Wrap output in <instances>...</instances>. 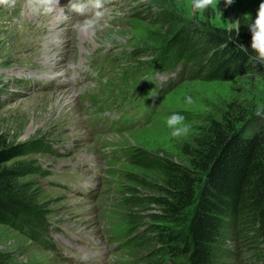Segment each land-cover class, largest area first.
Instances as JSON below:
<instances>
[{
    "label": "rangeland",
    "instance_id": "1",
    "mask_svg": "<svg viewBox=\"0 0 264 264\" xmlns=\"http://www.w3.org/2000/svg\"><path fill=\"white\" fill-rule=\"evenodd\" d=\"M104 2H109L111 14L92 27L100 37L95 41L80 36L75 27L85 17L75 13L70 16L66 8L62 15L56 10L39 17L40 14L27 11V0H15L14 7L0 3V134L11 146L26 150L10 167L25 174L19 181V192L35 204L38 214L47 213L53 219L50 235L57 248L51 253L48 245L40 246L26 238L16 223H0V254L8 264H153L156 260L146 256L150 249L147 238L131 237L145 228L142 223L128 220L129 207H135L136 201L125 200L128 189L122 184H134L140 192L136 196L143 198L146 194L137 180L146 174L160 179V173L144 168L139 161V164H117L121 171H129L130 178L122 181L123 176H117L113 178L116 182L105 180L106 172L115 175L108 172L114 171L111 164L114 151L120 153L122 147L133 145L140 156L179 159L181 146L227 104L235 102L246 111L257 114V109H261V114L264 113L263 75L231 82L196 78L177 86L174 77H185L184 74L166 73L151 64L135 65L139 59L131 55L135 47L166 51L172 41L167 26L142 21L131 27L133 20L131 24L128 22L134 7L150 2L153 10L163 17L172 13L179 19V32L197 25L243 33L241 19L257 16L260 0H234L231 5L226 0H214L216 8L209 6L192 15H189L191 0ZM218 8L228 28L217 22ZM237 20L238 31L231 27ZM56 52L60 60L55 58ZM103 56L108 60L100 71L104 82L95 84L99 70L96 59ZM140 57L146 60L151 55L143 51ZM107 63L112 64L111 68ZM83 65L90 67L88 76ZM108 80L114 84L108 87L105 85ZM136 83L148 94L143 102H153L151 98L160 101L149 126L127 131L129 125L123 122L136 104L135 98L116 99L109 95L107 98L105 93L113 88L110 92L129 94ZM90 88H95L96 93L90 92ZM109 108L115 112L105 118L95 113ZM177 111L191 124L186 136L172 137L166 126V117ZM88 119L93 122L90 127L86 124ZM45 141L54 151L42 150ZM40 170H48L49 174L42 178L38 175ZM179 230L185 231L186 226ZM142 236L144 232L140 233ZM231 237L226 234L224 239ZM231 242L232 247L246 245L243 238ZM260 247L264 249V243ZM219 251L222 253V247ZM245 256L249 259L248 253ZM232 257L219 259L215 264L235 262ZM180 259L178 264H186L184 258Z\"/></svg>",
    "mask_w": 264,
    "mask_h": 264
},
{
    "label": "trees",
    "instance_id": "2",
    "mask_svg": "<svg viewBox=\"0 0 264 264\" xmlns=\"http://www.w3.org/2000/svg\"><path fill=\"white\" fill-rule=\"evenodd\" d=\"M152 6L150 2L137 5L128 22L133 20L131 27L142 21L167 26L172 46L166 51L135 47L133 56L145 51L151 55L150 64L164 71L182 67L187 77L180 84L196 78L231 82L250 75L264 76V64L249 61L238 46L243 43L249 53L254 52L249 25L256 16L241 19L243 33L197 25L179 32L180 21L175 15L163 17ZM42 144L46 153L53 151L48 142ZM24 150L11 146L0 134V223H16L22 234L27 227L33 236L49 223L50 215L38 214L35 204L19 192V181L25 174L10 165L24 156ZM133 158L144 168L157 169L161 176L146 174L137 180L145 191L143 198L136 196L140 193L137 186L123 182L128 200L136 201L127 218L145 228L139 238H147L150 249L146 256L156 260L153 264H167V260L178 264L180 258L186 264H215L231 256L235 262L223 264L264 262L260 247L264 243V113L258 115L229 103L181 146L179 159L140 156L138 150ZM48 174V170L38 172L42 178ZM182 226H186L185 231L179 230ZM226 234L232 235L227 241ZM238 238L245 239L246 245L232 247L231 241ZM221 247L222 253H217ZM0 264H8L2 254Z\"/></svg>",
    "mask_w": 264,
    "mask_h": 264
},
{
    "label": "clouds",
    "instance_id": "3",
    "mask_svg": "<svg viewBox=\"0 0 264 264\" xmlns=\"http://www.w3.org/2000/svg\"><path fill=\"white\" fill-rule=\"evenodd\" d=\"M0 3L8 7L15 6V0H0ZM232 3H234V0H226L227 5H231ZM209 6L217 7L214 4V0H191L189 15L195 14L197 11L205 10ZM25 8L29 12L45 16L54 14L57 8H60L62 12L66 8L72 13L85 17L82 23L75 25L81 32H87L94 25L98 24L102 18L111 14L110 10L105 6L104 0H68V3L64 7L59 6V0H27ZM21 14L23 15V13ZM222 17L223 12L218 8L217 22L222 27L228 28L229 24L224 22ZM231 27L238 31V20L231 23ZM249 27L252 32L250 48L254 52L249 53V47L243 43H240L238 46L248 55L249 61L264 64V0H260L257 16ZM188 100L191 102V97H188ZM257 114H261V109H257ZM165 123L171 130L170 135L172 137L186 136L191 130V124L187 122L186 117L179 111L172 112L168 115Z\"/></svg>",
    "mask_w": 264,
    "mask_h": 264
},
{
    "label": "bare ground",
    "instance_id": "4",
    "mask_svg": "<svg viewBox=\"0 0 264 264\" xmlns=\"http://www.w3.org/2000/svg\"><path fill=\"white\" fill-rule=\"evenodd\" d=\"M35 13H33V15H34ZM61 15V14H60ZM39 17H41V15L39 16ZM56 22V21H55ZM41 23V22H40ZM60 25V24H59ZM95 28V27H94ZM57 30V29H56ZM97 32V30H95V29H93V28H91V29H89L87 32H81L80 31V36H82V37H89L91 40H93V41H95L97 38H100L99 37V35H98V32ZM53 34V33H52ZM55 34V33H54ZM56 35V34H55ZM35 42H37V41H35ZM36 46V45H35ZM39 46V45H38ZM37 47V46H36ZM54 49V48H53ZM55 50V49H54ZM57 50V49H56ZM58 51V50H57ZM51 52V51H50ZM57 53V52H56ZM48 54H50V53H48ZM51 61V60H50ZM54 64V63H53ZM49 65V64H48ZM51 65V64H50ZM80 66V65H79ZM74 67V66H73ZM49 68V67H48Z\"/></svg>",
    "mask_w": 264,
    "mask_h": 264
}]
</instances>
